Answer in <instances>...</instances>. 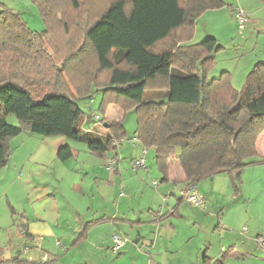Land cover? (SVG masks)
<instances>
[{
    "label": "trees",
    "instance_id": "trees-1",
    "mask_svg": "<svg viewBox=\"0 0 264 264\" xmlns=\"http://www.w3.org/2000/svg\"><path fill=\"white\" fill-rule=\"evenodd\" d=\"M32 1L45 25L40 34L0 3V169L9 162L10 141L22 133L82 142L94 156L114 152L127 138L130 109L136 141L154 150L161 184L176 167L185 190L227 174L237 194L244 168L264 165L256 151L264 132V63L254 65L239 92L227 72L207 80L222 49L216 39L186 45L197 20L223 1ZM94 86L102 93L99 111L114 106L121 114L116 122L99 121L106 135L81 127L77 101L92 97ZM8 116L17 126L6 123ZM72 156L66 145L57 159ZM98 223L84 226L79 237ZM7 263L25 264L18 255L0 261Z\"/></svg>",
    "mask_w": 264,
    "mask_h": 264
},
{
    "label": "crops",
    "instance_id": "crops-1",
    "mask_svg": "<svg viewBox=\"0 0 264 264\" xmlns=\"http://www.w3.org/2000/svg\"><path fill=\"white\" fill-rule=\"evenodd\" d=\"M238 9L247 14L248 23L264 28L260 0H239L231 11L230 26L239 32L234 22ZM207 12L197 20L193 38L186 45L208 37L218 41L212 30L198 34V22ZM258 62L264 63V48L241 75H231L236 91L243 88L247 70ZM223 72L230 73L221 67L218 76ZM88 99L93 102L92 97ZM90 103L86 106L91 110ZM112 108L105 112L108 122L121 118L119 110L109 113ZM83 116L84 131L108 133L106 126H102L104 131L96 129L92 116ZM128 139L127 132L128 156L120 154L121 142L116 151L100 157L91 155L86 144L64 137L22 133L13 138L9 162L0 169V183L14 190L6 199L15 221L8 209L9 236L0 233V261L18 255L25 264H214L225 253L222 264H264V249L255 242L257 237L264 239V222L252 228L248 204L240 200L242 194L231 197L226 179L215 176L198 183L195 191L206 204L193 207L183 198L180 170L175 168L161 184L154 150L143 149L134 132L133 140ZM66 145L73 156L60 162L57 155ZM256 151L257 157L264 158V132L256 141ZM115 157L117 162L109 165ZM139 159H143V167L133 170L132 163ZM166 214L164 220L156 221ZM96 222L79 237L84 226ZM115 236L124 242L117 252L112 250Z\"/></svg>",
    "mask_w": 264,
    "mask_h": 264
},
{
    "label": "rangeland",
    "instance_id": "rangeland-1",
    "mask_svg": "<svg viewBox=\"0 0 264 264\" xmlns=\"http://www.w3.org/2000/svg\"><path fill=\"white\" fill-rule=\"evenodd\" d=\"M221 1H223L224 6L219 9L218 12H214L215 10H209L213 12H207V14L198 22V34H203L204 30L207 29L212 30L219 36L217 42L222 47V49L214 55L217 57L214 60L213 67L207 74L208 80L217 78L221 67L227 68L230 72V76L233 75V77L237 78L239 74L241 75L243 69L249 66L251 61L260 55L262 48H264L263 27L260 29L255 25L247 23L245 24L244 29L241 31L239 30L238 32L236 28L230 26V23H232L230 13L237 8L239 0ZM246 1L249 2V0ZM0 3L4 4L7 8L20 13L23 21L32 32L40 34L45 30L42 18L32 0H0ZM252 68L253 67H250L247 70L246 76ZM212 69H214V71ZM241 90L242 89H240V91ZM101 98L102 93L98 92L97 88L94 86L92 94L93 102L90 103V99L83 98L77 101V106L85 115L92 116V118L98 116L99 120L94 122L93 125H96V129L104 131L103 127L99 124V121L106 116L99 111ZM88 102L91 104V110L86 106ZM114 111H118V109L113 106L109 113H114ZM6 123L11 126H17V121L13 116H8L6 118ZM123 125L125 130L129 133V139H132L133 132H136L137 127L136 115L133 109L126 111ZM125 140L122 141L124 144L120 153L124 157L128 156L130 153V150L125 146ZM128 143H130V141H128ZM16 154H18V152L15 153L14 157H16ZM175 168L176 167H173V172ZM216 177H222V179L227 180L230 185L229 188H231V197L234 198L238 197L240 194L243 195L240 200H242V203L248 204V213L252 218V228H258L261 223L264 222V166H250L244 168L241 174V183L237 194H234L235 189L227 174H220ZM13 192V188L9 190L8 185L0 183V224L4 226V229H2L0 233L2 237L5 236L7 239L9 231L6 226L10 219L8 217V200L6 198H10ZM226 199L228 202L230 196L226 197ZM220 202L226 203L223 199Z\"/></svg>",
    "mask_w": 264,
    "mask_h": 264
},
{
    "label": "built area",
    "instance_id": "built-area-1",
    "mask_svg": "<svg viewBox=\"0 0 264 264\" xmlns=\"http://www.w3.org/2000/svg\"><path fill=\"white\" fill-rule=\"evenodd\" d=\"M234 19H235L237 28L240 31L243 30L245 24H247L249 22L247 14L241 9H238V10L235 11ZM93 118L96 121L99 120L98 116H94ZM113 163H115L114 159H113L112 162H110L109 165H112ZM143 165H144L143 159H139V160H137V161L132 163V169L133 170H138L141 167H143ZM183 197H184L185 201L187 203H189L193 207L202 208L206 204L205 198L195 191V186H192V187L186 189L184 194H183ZM255 242H256L257 246H259V247L264 249V239L262 237H257L255 239ZM123 245H124L123 240H121L120 238L115 236L114 239H113V248H112V250L114 252H117V251L120 250L121 247H123Z\"/></svg>",
    "mask_w": 264,
    "mask_h": 264
}]
</instances>
